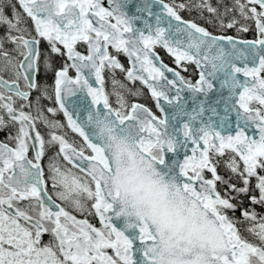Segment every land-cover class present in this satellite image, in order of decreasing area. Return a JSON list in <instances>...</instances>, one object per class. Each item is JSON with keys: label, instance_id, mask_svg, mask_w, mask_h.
I'll return each mask as SVG.
<instances>
[{"label": "snow or ice", "instance_id": "obj_1", "mask_svg": "<svg viewBox=\"0 0 264 264\" xmlns=\"http://www.w3.org/2000/svg\"><path fill=\"white\" fill-rule=\"evenodd\" d=\"M0 134V264H264V0H0Z\"/></svg>", "mask_w": 264, "mask_h": 264}, {"label": "trees", "instance_id": "obj_2", "mask_svg": "<svg viewBox=\"0 0 264 264\" xmlns=\"http://www.w3.org/2000/svg\"><path fill=\"white\" fill-rule=\"evenodd\" d=\"M163 55V53H162ZM165 60L167 61V58H165ZM168 62V61H167ZM0 138L2 139L3 138V134H0Z\"/></svg>", "mask_w": 264, "mask_h": 264}, {"label": "flooded vegetation", "instance_id": "obj_3", "mask_svg": "<svg viewBox=\"0 0 264 264\" xmlns=\"http://www.w3.org/2000/svg\"><path fill=\"white\" fill-rule=\"evenodd\" d=\"M167 62V61H166ZM1 139V138H0Z\"/></svg>", "mask_w": 264, "mask_h": 264}]
</instances>
